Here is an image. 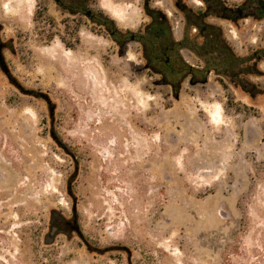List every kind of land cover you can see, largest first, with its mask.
I'll use <instances>...</instances> for the list:
<instances>
[{"label":"rangeland","instance_id":"rangeland-1","mask_svg":"<svg viewBox=\"0 0 264 264\" xmlns=\"http://www.w3.org/2000/svg\"><path fill=\"white\" fill-rule=\"evenodd\" d=\"M71 21L0 0V264H264V20L188 34L172 71L162 49Z\"/></svg>","mask_w":264,"mask_h":264},{"label":"flooded vegetation","instance_id":"flooded-vegetation-1","mask_svg":"<svg viewBox=\"0 0 264 264\" xmlns=\"http://www.w3.org/2000/svg\"><path fill=\"white\" fill-rule=\"evenodd\" d=\"M55 6L61 8L64 12L72 16L70 24L74 25L72 34L75 33V27H79L85 18L92 21L99 28H104L106 31H111V37L117 39L120 33L131 34L130 41H137L147 50L155 51L162 49L161 55L154 56L151 60L156 62L163 60V66H171V55L177 60H180L179 52L181 49H187L188 34L198 33L206 34L208 32H232L229 27L238 31H247L244 24L247 21L260 23L264 20V0H111L113 8L119 10L121 7L130 3L148 18L146 23H141L137 29L132 27H120L116 20H111L103 17L101 12L95 11L89 7L92 0H50ZM96 2V0H95ZM172 9L169 12L166 7ZM170 14L174 18H179L176 21V26H173L171 21L167 19ZM216 20L218 23H213ZM225 23H230L225 27ZM125 30L120 31V30ZM181 33L179 40L174 39L173 34ZM149 35V36H148ZM192 69V68H191ZM193 71V69L191 70ZM58 219L62 224L69 228L70 232H78V229L71 221H66L54 214L53 220ZM60 231L57 227H52L51 239L53 241ZM83 242V236L77 234ZM87 248H91L88 243H84ZM126 252L125 249H110L106 253ZM129 255L128 262L131 263Z\"/></svg>","mask_w":264,"mask_h":264},{"label":"water","instance_id":"water-1","mask_svg":"<svg viewBox=\"0 0 264 264\" xmlns=\"http://www.w3.org/2000/svg\"><path fill=\"white\" fill-rule=\"evenodd\" d=\"M0 30H1V27H0ZM0 40H1V39H0ZM2 48H3V46H2L1 41H0V68H1L2 71L7 75V77L10 78L9 69H8L7 64H6V62H5V59H4L3 55H2ZM18 88L21 89L20 86H18ZM21 90H22V89H21ZM25 93H28V92L25 91ZM42 98H43L45 101H47V103L50 105V101H49V98H48L47 96L42 95ZM54 110H55L54 107H51V108H50V114H51V116L53 115ZM75 212H76V210H75V207H74V213H75Z\"/></svg>","mask_w":264,"mask_h":264},{"label":"trees","instance_id":"trees-1","mask_svg":"<svg viewBox=\"0 0 264 264\" xmlns=\"http://www.w3.org/2000/svg\"><path fill=\"white\" fill-rule=\"evenodd\" d=\"M158 57V56H157ZM232 61L230 60L229 61V64L231 63ZM172 65H173V62H171V66L170 67H166V69L168 70V71H172ZM190 71L192 70L191 68L189 69ZM209 70H206V72H208Z\"/></svg>","mask_w":264,"mask_h":264}]
</instances>
